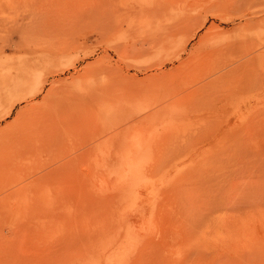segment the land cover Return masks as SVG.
Wrapping results in <instances>:
<instances>
[{"label": "rangeland", "instance_id": "1", "mask_svg": "<svg viewBox=\"0 0 264 264\" xmlns=\"http://www.w3.org/2000/svg\"><path fill=\"white\" fill-rule=\"evenodd\" d=\"M30 65L0 264H264V0H0V81Z\"/></svg>", "mask_w": 264, "mask_h": 264}, {"label": "bare ground", "instance_id": "2", "mask_svg": "<svg viewBox=\"0 0 264 264\" xmlns=\"http://www.w3.org/2000/svg\"><path fill=\"white\" fill-rule=\"evenodd\" d=\"M164 28H165V26H164ZM166 30H168V29H166ZM171 31V30H170ZM163 32V31H162ZM165 33H167V32H165ZM167 35V34H166ZM165 35V36H166ZM164 37V36H163ZM167 40V39H166ZM168 40H170V39H168ZM173 40V39H172ZM171 40V41H172ZM168 45V44H167ZM166 45V46H167ZM182 63V62H181ZM34 66V65H33ZM33 69V67H31V65L30 66H27V67H23V66H19V67H17V70L14 72V73H12V74H10L9 76H7L6 78H4L2 81H0V106L1 105H6L5 107H6V111H5V113H9L10 111H11V108H12V106H13V103L12 102H10L9 100L13 97V96H18V100H20V99H26L27 97H29V96H31V97H34V96H36V94H37V92L38 91H40L42 88H43V83L45 82L44 80H42V77H40V76H38V75H36V74H38V73H34L33 74V72H32V69ZM38 72V71H37ZM40 75V74H39ZM44 78V77H43ZM44 81V82H43ZM33 89V91H31ZM52 90H53V88H52ZM30 92V93H29ZM41 92V91H40ZM55 93V92H54ZM53 93V94H54ZM39 94V93H38ZM37 94V95H38ZM46 98V97H45ZM51 98V97H50ZM50 98H48V99H50ZM47 98H46V101L48 100ZM53 99V98H52ZM55 99H56V97H55ZM45 101V102H46ZM53 101V100H52ZM51 101V102H52ZM10 102V103H9ZM48 102V101H47ZM46 102V103H47ZM50 103V101L48 102V104ZM56 103H57V101H56ZM44 104V103H43ZM47 104V105H48ZM45 106V105H44ZM45 109L46 110H44L43 109V111L41 110V112H40V116L41 117H47V118H50V119H52L53 118V116H56V114H57V112L56 111H53V109L51 108V104H50V107L49 106H47V108L45 107ZM57 117V116H56ZM39 118V117H38ZM30 119V118H29ZM42 119H44L45 120V118H42ZM41 119V120H42ZM49 120V119H48ZM54 120H56L55 118H54ZM47 121V120H46ZM54 122V121H53ZM33 123V122H32ZM47 123V122H46ZM50 123V122H49ZM52 123V122H51ZM18 124L19 123H15V124H12L6 131H4L3 133L1 132L0 133V143H2V142H4L5 140L7 141H9V137H11V136H14V135H16L17 134V132H16V128H21V126L19 125V127H18ZM54 124V123H53ZM24 125V124H23ZM29 125V124H28ZM27 125V126H28ZM35 127H36V123L35 124H33ZM41 125H42V123H41ZM41 125H39V126H41ZM48 125V124H47ZM47 125L45 126V127H47ZM55 125V124H54ZM42 127H43V125H42ZM36 128H38V127H36ZM35 128V129H36ZM28 129V127L26 128V131H28L27 130ZM43 129V128H42ZM46 129V128H45ZM23 130V129H22ZM40 130V129H39ZM44 130V129H43ZM30 131V130H29ZM28 131V132H29ZM32 131H34V129H32ZM42 131V130H41ZM19 132H20V130H18V134H17V136H14V138H16V137H19L20 135H19ZM34 133V132H33ZM20 134H22V132H20ZM26 134H27V132H26ZM23 135V134H22ZM29 135H30V132H29ZM28 134H27V136H29ZM34 135V134H33ZM38 135V134H37ZM24 137V136H23ZM33 138V137H32ZM13 139V138H12ZM11 139V141H13ZM31 139V138H30ZM34 139V138H33ZM22 140H24L23 138H22ZM15 141V140H14ZM17 141V140H16ZM21 141V140H20ZM24 142V141H23ZM6 143V142H5ZM14 143V142H13ZM15 144V143H14ZM4 145V144H3ZM115 153H116V151H115ZM118 153H119V151H118ZM117 154V153H116ZM114 155V154H113ZM130 156V155H129ZM140 156V155H139ZM128 157V156H127ZM126 157V158H127ZM117 158H119V156L117 157ZM125 158V159H126ZM129 158V157H128ZM111 159V158H110ZM114 160V159H113ZM124 160V159H123ZM106 161V160H105ZM122 162V161H121ZM109 163V162H108ZM113 164H114V162H113ZM138 166V165H137ZM137 168V167H136ZM138 169V168H137ZM124 172V171H123ZM125 173V172H124ZM87 189V188H86ZM86 191H88V190H86ZM80 194V193H79ZM102 195V194H101ZM104 198V197H103ZM97 201H99V200H97Z\"/></svg>", "mask_w": 264, "mask_h": 264}]
</instances>
